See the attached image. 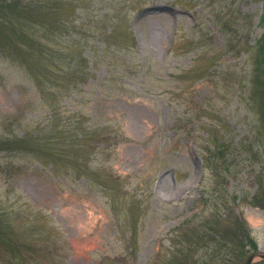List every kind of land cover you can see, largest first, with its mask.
<instances>
[{
    "label": "rangeland",
    "instance_id": "374dc122",
    "mask_svg": "<svg viewBox=\"0 0 264 264\" xmlns=\"http://www.w3.org/2000/svg\"><path fill=\"white\" fill-rule=\"evenodd\" d=\"M55 3L0 0V264H264V0Z\"/></svg>",
    "mask_w": 264,
    "mask_h": 264
},
{
    "label": "trees",
    "instance_id": "16d2710c",
    "mask_svg": "<svg viewBox=\"0 0 264 264\" xmlns=\"http://www.w3.org/2000/svg\"><path fill=\"white\" fill-rule=\"evenodd\" d=\"M56 0H2V3L5 6V10L8 11L9 13H16L18 14L21 11H31L34 7V5L36 4H47L50 5L49 3H55ZM56 4V3H55ZM26 18H30L29 16L25 15ZM220 20V17L218 18ZM26 21H29V19H25ZM259 23L261 25V27L263 28L262 34L260 35V37L257 39L256 41V56L254 57V69H253V75H254V89L252 91V94L250 97L255 96V101L256 104L258 105V111L255 114V118H256V122H258V124L260 125V128L257 129V136L258 138L264 139V6H263V11L262 14L260 16L259 19ZM236 29H231L228 25H224V29L222 27L223 30L227 29V31H225V34H229V38L226 44V49L228 52L234 51L235 47H234V39L238 38L239 35H242L241 29L239 28V26L235 25ZM229 28V29H228ZM241 33V34H240ZM234 37V38H233ZM16 38H14L13 43H16ZM15 46L18 47V45L15 44ZM251 100V98L249 99ZM14 142L12 140H9V138L7 139H3L0 140V151H11L10 149V145L13 144ZM18 144H20V142H16ZM14 150H18L16 148H14ZM209 155H211V159L213 160V162H210V168L214 171V173L217 175V172L219 171V173L222 172V168H220V164H224L226 165V160L225 158L228 156V146H226V144L222 141L220 142V139H217L214 143V149L213 152H209ZM218 163V165L216 164ZM225 201H222L221 204L222 206L224 205ZM184 224V223H183ZM181 224V225H183ZM181 225L178 227V231L176 232H180L181 230L183 234H185L186 230L183 228V226L181 227ZM236 226H231L232 229H234L236 231V234L233 236L230 235H220L218 234L215 235L213 234V236L216 238V240L218 241H224L223 243L225 244V247L227 245L230 244V242L232 243L231 245L234 246V248L236 250L243 248V246H241L243 241H246L249 243V245L252 246L253 250H256L255 248V244L252 241V239L250 238V235L248 234V232H246V230L242 229L241 226L239 224H235ZM0 228H1V223H0ZM207 237H202V240H205ZM208 239V238H207ZM201 240V238L199 239ZM210 239H208L209 241ZM206 241V240H205ZM186 242L190 245H192L191 242H189L188 240H186ZM198 245V244H197ZM199 246V245H198ZM251 252V251H248ZM247 252V253H248ZM197 264H200V261L196 260ZM195 263V264H196Z\"/></svg>",
    "mask_w": 264,
    "mask_h": 264
},
{
    "label": "water",
    "instance_id": "95a60500",
    "mask_svg": "<svg viewBox=\"0 0 264 264\" xmlns=\"http://www.w3.org/2000/svg\"><path fill=\"white\" fill-rule=\"evenodd\" d=\"M251 263V258L248 260L247 264H250Z\"/></svg>",
    "mask_w": 264,
    "mask_h": 264
}]
</instances>
